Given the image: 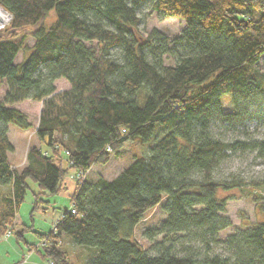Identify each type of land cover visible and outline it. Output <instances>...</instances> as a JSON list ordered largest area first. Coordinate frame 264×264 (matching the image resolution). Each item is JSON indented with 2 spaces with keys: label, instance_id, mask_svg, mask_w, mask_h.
Wrapping results in <instances>:
<instances>
[{
  "label": "trees",
  "instance_id": "trees-1",
  "mask_svg": "<svg viewBox=\"0 0 264 264\" xmlns=\"http://www.w3.org/2000/svg\"><path fill=\"white\" fill-rule=\"evenodd\" d=\"M144 4L179 18L183 29L174 37L155 28L143 34ZM0 7L10 15L0 31V81H7L0 99V234L8 228L23 236L16 215L27 179L56 193L69 169L88 174L137 142L144 154L133 153L111 179H78L54 231L36 229L50 264H264V220L227 235V254L212 253L210 245L231 224L217 190L240 184L216 179L214 171L235 149L264 152V140L210 133L213 118L238 120L243 103L264 94V0H0ZM50 9L54 19L46 23ZM58 79L67 88L55 92ZM27 101H41L34 132L45 146L31 144L17 170L7 131L10 123L31 126ZM157 205L165 215L144 231L151 241L143 248L134 231ZM65 237L89 251L86 259L70 257ZM195 240L202 250L185 243Z\"/></svg>",
  "mask_w": 264,
  "mask_h": 264
},
{
  "label": "rangeland",
  "instance_id": "rangeland-1",
  "mask_svg": "<svg viewBox=\"0 0 264 264\" xmlns=\"http://www.w3.org/2000/svg\"><path fill=\"white\" fill-rule=\"evenodd\" d=\"M54 14L53 9H50L48 15L45 17V22H51L54 19ZM139 15L141 23L138 29L143 32V34L155 28L166 33L169 37H174V35L178 34L183 29V22L179 18L161 16L154 10H151L146 4L141 6ZM9 18L10 16L7 15V17L2 20L0 23V31L7 26ZM32 43L33 39L27 36L25 39L26 46L30 47ZM87 44L96 46L95 41H91ZM25 54L26 50L25 52L19 50L15 55L14 61H20ZM164 61L171 63L172 57L165 56ZM258 67L264 70L262 62L258 63ZM54 86L56 88L55 92H59L67 88V83L63 79H58ZM6 89V79L1 80V100H3L5 96ZM27 102L31 104V106L27 105L25 107V111H28L31 126L28 127V129H21L10 123L7 131L9 139L13 144V150L8 152V159L10 165L17 170L24 165L27 155L26 151L31 144L41 147L45 146V144L36 137L34 132L40 112L39 108L41 101H39L38 104L32 101ZM242 106L245 112L242 118L238 120L225 122L224 120L213 118L210 133L226 141H233V139L246 141L255 139L264 140V94H259L247 99ZM226 107L227 110H231L229 104H226ZM121 149L119 154L110 156L105 164H95L88 170V174L85 173L81 179L85 177L94 181L98 176L111 179L131 161L130 159L133 153L139 152L144 154L145 152V148L140 146L137 142H126ZM227 155L228 156L214 171V177L220 180L224 178L233 180L240 179V184L239 186L228 189L218 188L216 193L218 197L226 199L225 210L222 214L227 216L231 221L229 226L218 230L215 241H211L210 244L212 253L221 254H227L225 241H223L227 235L246 229L257 221L264 220V152L259 153L258 148L253 149L246 147L244 149H235L234 152H228ZM62 163L63 166L67 164V160L64 156L62 158ZM73 171L75 170L69 169L67 175L63 179V181H66L68 184L67 188L63 189L65 187L63 186V190L61 189L53 194H48L47 191L40 192L39 186L31 179H27L29 187L23 196L24 199L21 201L16 215L18 222L16 229L23 228V236L18 237L8 228L4 233L0 234V264H50L48 258L42 256V250L40 249L43 242L38 238L36 229L42 232L50 229L54 231V225L62 210L64 208H69L70 203L68 197L70 195H68V193L77 181L73 176ZM36 193H39L38 196H40L41 200H39V203L35 207L33 205V195ZM252 195H255L257 199H253ZM164 215L165 212H163L161 206L157 205L150 209L149 213H147L136 226L134 235L137 242L142 245L143 248H147V244L151 241L146 237L144 231L158 225ZM196 241L197 240L185 243H191L190 245L193 247L196 246L202 250L203 246ZM61 246L68 250L71 258L79 253L81 254L79 258L86 259L89 253L86 249L76 247L66 237L61 242Z\"/></svg>",
  "mask_w": 264,
  "mask_h": 264
},
{
  "label": "built area",
  "instance_id": "built-area-1",
  "mask_svg": "<svg viewBox=\"0 0 264 264\" xmlns=\"http://www.w3.org/2000/svg\"><path fill=\"white\" fill-rule=\"evenodd\" d=\"M85 173H86L85 171L83 172L81 170H75V171H73V176L78 180V179H81ZM69 208H71V205L69 206ZM71 212H75V211L71 209ZM61 214H62V212H61ZM50 263H51V261H50Z\"/></svg>",
  "mask_w": 264,
  "mask_h": 264
},
{
  "label": "bare ground",
  "instance_id": "bare-ground-1",
  "mask_svg": "<svg viewBox=\"0 0 264 264\" xmlns=\"http://www.w3.org/2000/svg\"><path fill=\"white\" fill-rule=\"evenodd\" d=\"M6 17H7V15L5 14L4 10L2 8H0V23Z\"/></svg>",
  "mask_w": 264,
  "mask_h": 264
},
{
  "label": "crops",
  "instance_id": "crops-1",
  "mask_svg": "<svg viewBox=\"0 0 264 264\" xmlns=\"http://www.w3.org/2000/svg\"><path fill=\"white\" fill-rule=\"evenodd\" d=\"M63 184H64V186H65L63 189L67 188L68 184L66 183V181H63ZM74 186H75V184H74ZM74 186L71 187V191L68 193V195L73 191ZM63 189H62V190H63ZM63 210H64V209H63Z\"/></svg>",
  "mask_w": 264,
  "mask_h": 264
},
{
  "label": "water",
  "instance_id": "water-1",
  "mask_svg": "<svg viewBox=\"0 0 264 264\" xmlns=\"http://www.w3.org/2000/svg\"><path fill=\"white\" fill-rule=\"evenodd\" d=\"M0 8H2V7H0ZM3 9V8H2ZM4 10V9H3ZM4 12L7 14V15H9L5 10H4ZM10 16V15H9Z\"/></svg>",
  "mask_w": 264,
  "mask_h": 264
}]
</instances>
